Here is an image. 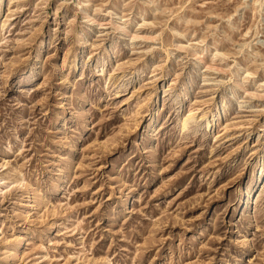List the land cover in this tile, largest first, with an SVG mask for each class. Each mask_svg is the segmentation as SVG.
<instances>
[{"label": "rangeland", "instance_id": "rangeland-1", "mask_svg": "<svg viewBox=\"0 0 264 264\" xmlns=\"http://www.w3.org/2000/svg\"><path fill=\"white\" fill-rule=\"evenodd\" d=\"M0 264H264V0H0Z\"/></svg>", "mask_w": 264, "mask_h": 264}]
</instances>
